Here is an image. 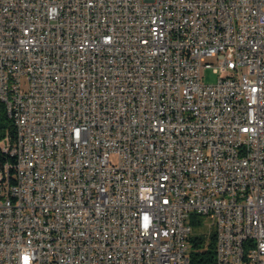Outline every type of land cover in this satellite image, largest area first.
Wrapping results in <instances>:
<instances>
[{
	"label": "built area",
	"instance_id": "obj_1",
	"mask_svg": "<svg viewBox=\"0 0 264 264\" xmlns=\"http://www.w3.org/2000/svg\"><path fill=\"white\" fill-rule=\"evenodd\" d=\"M1 118L0 264H264V0H0Z\"/></svg>",
	"mask_w": 264,
	"mask_h": 264
},
{
	"label": "trees",
	"instance_id": "obj_2",
	"mask_svg": "<svg viewBox=\"0 0 264 264\" xmlns=\"http://www.w3.org/2000/svg\"><path fill=\"white\" fill-rule=\"evenodd\" d=\"M8 127V122L4 119H0V138L4 134V129ZM194 222H196L194 220ZM205 237L194 235L191 238L192 249L190 253V264H212L215 259V237L212 235L211 241L206 246Z\"/></svg>",
	"mask_w": 264,
	"mask_h": 264
},
{
	"label": "rangeland",
	"instance_id": "obj_3",
	"mask_svg": "<svg viewBox=\"0 0 264 264\" xmlns=\"http://www.w3.org/2000/svg\"><path fill=\"white\" fill-rule=\"evenodd\" d=\"M209 62L212 61L211 58L208 59ZM202 74H203V77H204V81L207 82V83H214L218 77H219V74L215 73L213 71V67L212 66H207V67H204L202 69ZM200 219L202 220V223L199 224V223H194V235H205L206 234V237H208V233H209V225H210V219L208 217H200Z\"/></svg>",
	"mask_w": 264,
	"mask_h": 264
},
{
	"label": "bare ground",
	"instance_id": "obj_4",
	"mask_svg": "<svg viewBox=\"0 0 264 264\" xmlns=\"http://www.w3.org/2000/svg\"><path fill=\"white\" fill-rule=\"evenodd\" d=\"M4 187V176H0V190H3Z\"/></svg>",
	"mask_w": 264,
	"mask_h": 264
}]
</instances>
